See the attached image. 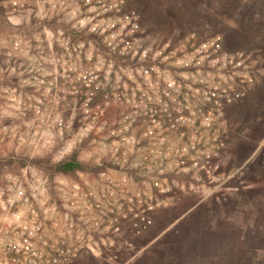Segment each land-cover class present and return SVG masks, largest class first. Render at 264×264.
Returning <instances> with one entry per match:
<instances>
[{
	"label": "built area",
	"instance_id": "1",
	"mask_svg": "<svg viewBox=\"0 0 264 264\" xmlns=\"http://www.w3.org/2000/svg\"><path fill=\"white\" fill-rule=\"evenodd\" d=\"M67 3L65 29L36 20L1 53L0 68L34 91L24 111L59 145L58 160L76 154L87 169L68 182L30 164L8 177L0 264H73L93 253L116 264L160 209L222 177L239 133L230 110L260 74L223 33L164 37L128 0ZM11 8L23 15L20 3Z\"/></svg>",
	"mask_w": 264,
	"mask_h": 264
},
{
	"label": "rangeland",
	"instance_id": "2",
	"mask_svg": "<svg viewBox=\"0 0 264 264\" xmlns=\"http://www.w3.org/2000/svg\"><path fill=\"white\" fill-rule=\"evenodd\" d=\"M232 4L228 47L251 57V76L260 74L252 93L230 110L239 133L229 141L224 173L160 209L153 227L132 239L134 248L120 249L116 264H264V0ZM3 36L0 27V57L8 49ZM34 100V91L20 88L19 79L0 68V195L8 177L29 164L51 173L68 158L58 160L59 145L38 133L32 112L24 111ZM86 256L73 264H110Z\"/></svg>",
	"mask_w": 264,
	"mask_h": 264
},
{
	"label": "crops",
	"instance_id": "3",
	"mask_svg": "<svg viewBox=\"0 0 264 264\" xmlns=\"http://www.w3.org/2000/svg\"><path fill=\"white\" fill-rule=\"evenodd\" d=\"M3 1L0 27L3 37L8 38L5 45L8 48L16 37H22L21 34L17 35L19 31L30 30L34 24H38L36 20L43 22L42 18L45 16L54 18L55 21L48 24L54 32L59 28H66L67 22L61 17L68 16L67 0ZM14 1L24 6L23 15H14L11 8ZM128 5L139 13L147 30L164 37L174 32L184 33L191 30L200 34L223 32L227 36L233 30L232 0H128ZM30 48L33 49L32 46ZM57 180L68 182V177H57ZM53 216L61 218L58 214ZM91 258L100 259L97 253L87 255L84 259Z\"/></svg>",
	"mask_w": 264,
	"mask_h": 264
},
{
	"label": "trees",
	"instance_id": "4",
	"mask_svg": "<svg viewBox=\"0 0 264 264\" xmlns=\"http://www.w3.org/2000/svg\"><path fill=\"white\" fill-rule=\"evenodd\" d=\"M87 169L85 164L78 161L77 155H73L66 160L52 166L51 173L52 175L63 174L67 176H77V173L84 172Z\"/></svg>",
	"mask_w": 264,
	"mask_h": 264
}]
</instances>
